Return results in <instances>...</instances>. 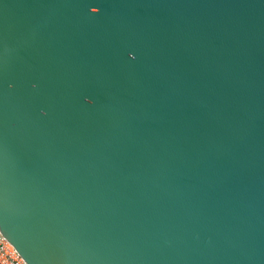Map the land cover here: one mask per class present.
<instances>
[{"label": "water", "instance_id": "1", "mask_svg": "<svg viewBox=\"0 0 264 264\" xmlns=\"http://www.w3.org/2000/svg\"><path fill=\"white\" fill-rule=\"evenodd\" d=\"M0 233L26 264H264V0H0Z\"/></svg>", "mask_w": 264, "mask_h": 264}, {"label": "built area", "instance_id": "2", "mask_svg": "<svg viewBox=\"0 0 264 264\" xmlns=\"http://www.w3.org/2000/svg\"><path fill=\"white\" fill-rule=\"evenodd\" d=\"M0 258L5 264H26L0 233Z\"/></svg>", "mask_w": 264, "mask_h": 264}, {"label": "clouds", "instance_id": "3", "mask_svg": "<svg viewBox=\"0 0 264 264\" xmlns=\"http://www.w3.org/2000/svg\"><path fill=\"white\" fill-rule=\"evenodd\" d=\"M0 264H5L2 258H0Z\"/></svg>", "mask_w": 264, "mask_h": 264}, {"label": "snow or ice", "instance_id": "4", "mask_svg": "<svg viewBox=\"0 0 264 264\" xmlns=\"http://www.w3.org/2000/svg\"><path fill=\"white\" fill-rule=\"evenodd\" d=\"M93 11H95V9H93Z\"/></svg>", "mask_w": 264, "mask_h": 264}]
</instances>
